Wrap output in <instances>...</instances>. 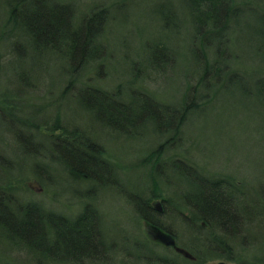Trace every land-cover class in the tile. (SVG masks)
Here are the masks:
<instances>
[{
	"label": "rangeland",
	"instance_id": "1",
	"mask_svg": "<svg viewBox=\"0 0 264 264\" xmlns=\"http://www.w3.org/2000/svg\"><path fill=\"white\" fill-rule=\"evenodd\" d=\"M29 1L39 8V0ZM53 1L72 5L73 28L83 27L92 11L107 10L101 35L89 46L95 59L82 70L77 49L65 56L69 42L51 50L40 37H28L25 20L9 18L10 0H0V184L10 181L16 203L72 219L86 204L95 206L110 249L83 264H160L163 256L197 264L152 239L144 212L175 234L161 226L156 233L191 243L192 211L181 204L217 184L232 201L234 230H223L244 263L264 264V0H236L227 31L225 19L218 30L197 26L187 0ZM228 9L223 0L218 16ZM98 27L94 22L93 33ZM206 60L218 63L200 84ZM59 120L103 149L83 142L71 151L66 141H52L48 136L68 137L49 132ZM86 156L90 178L72 176L69 170ZM228 178L230 187H223ZM1 205L0 222L7 223ZM18 215L10 217L18 222ZM7 234L0 225V264H73L67 261L77 257L64 253L57 234L49 243L30 241L31 252L8 242ZM220 260L239 264H206Z\"/></svg>",
	"mask_w": 264,
	"mask_h": 264
},
{
	"label": "trees",
	"instance_id": "2",
	"mask_svg": "<svg viewBox=\"0 0 264 264\" xmlns=\"http://www.w3.org/2000/svg\"><path fill=\"white\" fill-rule=\"evenodd\" d=\"M39 2L40 5L37 9L35 8V6H33V4H31L29 0H10V4L8 3L10 6L9 18L11 20H16V17H22V19L25 20L26 35L28 37H40L46 42L47 46L51 50L59 49V46L57 44L58 42H69V45L67 47L68 50L66 49L65 51V56H72L70 54L71 50L73 48L77 49L80 53L79 67L82 70H85L87 68V65L95 59L91 53L92 51H90L91 49L89 46L90 44L96 43L98 37L101 35V32L104 27L102 25L104 21H106L107 17V10L96 9L94 13L92 11L88 17H84L85 19L82 20L84 21L83 27L79 26L78 28H73V24L71 23L73 18L71 11L72 5L57 3L53 0H39ZM187 2L191 6V8H193L192 17L197 26L198 24H202L205 26L211 25L213 29L218 30L221 29V19H225L224 28L225 31L228 30L226 25L228 20L230 19L233 10L236 7L234 6L236 0H229V9L224 13V18L218 16L217 14L219 5L223 2V0H187ZM242 2L246 3L247 0H244ZM99 17L101 18V20H99ZM94 22L99 23V31H95L93 33L92 28L94 27ZM79 30H83L84 33H82L81 35ZM77 33H79L80 35L73 37V34ZM263 35L264 32H260V36ZM208 47L211 46H205V50ZM206 63V71L200 79V84L205 80V76L208 74V67L212 66L216 68L218 62L215 63V66L212 64H208L207 60ZM77 81L76 79H73V81L71 82L72 85L70 86H73L75 82L77 84ZM85 91L90 93H96V95H99L102 101L105 102L106 100L108 103L111 102L117 107H127V105L123 107L124 105L119 103L120 101L118 98L116 100L115 97L109 96L106 92H102L101 90H99V88L92 89L86 87ZM102 101L101 103L103 104L104 102ZM98 108H100L99 105ZM121 111L124 112L125 110ZM186 114L187 112H183V116L181 118L182 120L180 122L186 123L188 121ZM116 116H118V113L114 114V117ZM60 122L61 121L59 120L57 123L53 124L54 127L51 128L49 132L63 130L65 137H68L62 139V137L60 136L57 138L48 136V138H50L52 141H66L71 151L76 150L75 147L78 148L80 147V145L84 146L83 142H89V146L91 147H101L100 144H98L97 142L95 143V141H90L87 140V138H84L81 135L84 133H82L80 130H68L67 128L61 126L59 124ZM180 128L181 127H179L178 130L179 134L180 131H182V128ZM71 138L74 139L70 140ZM163 145L158 150H156V152L159 153H157V156H159L160 153L163 152ZM102 149L100 150L101 154ZM88 160L89 158L86 156V158H82L79 161H76L78 162V166L73 169H70V174L72 176L79 175L81 177L84 176L90 178V174H92V171H89V163H87ZM230 181L231 179L228 178L227 181L225 180L224 182H220L222 183L223 187L229 188L231 185ZM211 186L213 188H204L203 192H201V196L199 195L200 197H194L193 201L190 198H186L183 201L184 204H181L183 206L186 205L188 207L187 209L192 211V216L188 217V219H190L188 223L193 228L195 235L194 241H192L191 243H181V245L177 240V244L178 246H181L188 250L194 256V259L184 257L186 260L192 261L193 263L206 264L216 259H228L230 261H235L239 264H248L243 262L242 258L237 253V250L234 247L232 241L230 240L226 232L223 230L224 227L231 228L230 230H234V224L232 225L230 223L232 216L227 211V209H230L232 201H226L223 198V195L219 192V190L216 189L217 184H211ZM156 188L158 187L156 186L155 189ZM13 195L14 193L12 191V185L10 184V181L7 182L5 185L0 184V205H6V202L9 205L1 207V210L2 212H8L7 218H10H6L7 221L5 220L9 224L5 223L4 221H1L0 225L3 231L5 229V231L8 233L6 237L9 241H7L12 242V244H14L19 249H26L28 252H31L35 247L32 248L33 246L30 241L35 245L45 242L46 239L48 241L47 243H49L52 238H55L53 236L56 234L62 237H59L58 239L59 243H61V245H64V253L77 256L74 259L72 258L68 260V263L83 264L86 260L94 259L97 257L99 258V256L101 255L100 253L104 251L105 253H107L106 250L110 249L107 244L105 232L100 227L101 220L99 212L91 203L86 204L83 210H81V212L72 219L60 213L45 211L42 209L41 206L37 205L36 203H16V198L12 197ZM4 199H7V201L5 202ZM148 208H150V205L147 203V210ZM180 208L183 207L176 208V210L181 211ZM18 214L23 217H20V220L18 222L14 221L12 217H10L11 215H13V217H18ZM144 215L145 216L143 219H149L150 221L155 223V226H161L168 230L170 229V227H167L164 224L156 221L155 219L148 217L145 212ZM198 220H201L203 222H201L199 226H196L195 224ZM248 221H246L245 223L247 224ZM204 224H206V226H204ZM195 226L198 228H196ZM12 228L13 230L20 231L21 236L14 235L12 233ZM169 231L174 233L171 229ZM202 234L204 235L203 241H201ZM223 236H225L227 239H225V237ZM51 247L54 250L57 249L56 244ZM168 248H166V251L170 252V248ZM175 255L179 256L178 253L174 254V256ZM163 257V259H160L161 261L159 260V258L156 261H159L160 264H177L176 259L169 258L166 256Z\"/></svg>",
	"mask_w": 264,
	"mask_h": 264
},
{
	"label": "water",
	"instance_id": "3",
	"mask_svg": "<svg viewBox=\"0 0 264 264\" xmlns=\"http://www.w3.org/2000/svg\"><path fill=\"white\" fill-rule=\"evenodd\" d=\"M153 204V202H152ZM157 210L162 211L163 208H161V203L160 202H156L155 204H153ZM148 227V231L149 233L152 235V239L159 241V242H163V244L167 245V246H174L176 248V250L180 253H182L185 257L190 258V259H194V256L185 248L178 246L177 241L174 237V235H165V234H161V233H156L157 230H159V228H157V226H153L150 225L148 223H145ZM216 264H234L233 262H229V261H225V260H220L218 263Z\"/></svg>",
	"mask_w": 264,
	"mask_h": 264
},
{
	"label": "flooded vegetation",
	"instance_id": "4",
	"mask_svg": "<svg viewBox=\"0 0 264 264\" xmlns=\"http://www.w3.org/2000/svg\"><path fill=\"white\" fill-rule=\"evenodd\" d=\"M39 190H42V188H40ZM143 222H145V223H148V224H150V225H153V226H155V223H153L152 221H150L149 219L148 220H146V218L145 219H143ZM156 243V242H155ZM158 244H160V243H158ZM161 245H163L164 247H168V246H166V245H164V244H161ZM169 248H171V247H169Z\"/></svg>",
	"mask_w": 264,
	"mask_h": 264
},
{
	"label": "bare ground",
	"instance_id": "5",
	"mask_svg": "<svg viewBox=\"0 0 264 264\" xmlns=\"http://www.w3.org/2000/svg\"><path fill=\"white\" fill-rule=\"evenodd\" d=\"M71 11H72V9H71ZM73 17V16H72ZM99 96V95H98ZM159 242V241H158Z\"/></svg>",
	"mask_w": 264,
	"mask_h": 264
}]
</instances>
